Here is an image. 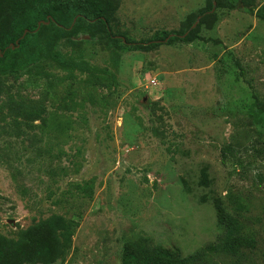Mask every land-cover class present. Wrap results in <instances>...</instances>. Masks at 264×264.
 <instances>
[{"label": "rangeland", "instance_id": "374dc122", "mask_svg": "<svg viewBox=\"0 0 264 264\" xmlns=\"http://www.w3.org/2000/svg\"><path fill=\"white\" fill-rule=\"evenodd\" d=\"M101 1L119 38L46 23L0 73V234L56 213L74 222L63 264H122L135 239L264 264V0ZM165 32L185 40L146 46ZM217 199L256 238L238 262L215 247Z\"/></svg>", "mask_w": 264, "mask_h": 264}, {"label": "trees", "instance_id": "16d2710c", "mask_svg": "<svg viewBox=\"0 0 264 264\" xmlns=\"http://www.w3.org/2000/svg\"><path fill=\"white\" fill-rule=\"evenodd\" d=\"M6 7L7 17L0 23V73L14 72L12 60L28 63V47L43 34L46 24L37 28L40 20H49L50 24L70 21L72 18H86L100 24L111 39L119 38L112 30L108 16L109 5L101 0H0ZM49 17V19L47 18ZM27 30V33H25ZM124 36V35H122ZM165 32L147 40V47L158 45V41L171 43L182 39V35L169 37ZM122 40L123 39L122 37ZM127 40V39H126ZM182 40H185L184 38ZM134 47L142 43L133 42ZM13 46V47H12ZM12 53L22 57H9ZM229 145L222 148V161L228 154H234ZM217 218L224 225V233L215 247L225 255L236 257V262L256 247V238L245 235L239 219L216 200ZM74 222L60 214L34 221L24 229L17 239L0 234V264H63L71 248ZM122 264H204V254L194 252L183 255L178 247L148 246L145 239H135L123 244Z\"/></svg>", "mask_w": 264, "mask_h": 264}, {"label": "water", "instance_id": "95a60500", "mask_svg": "<svg viewBox=\"0 0 264 264\" xmlns=\"http://www.w3.org/2000/svg\"><path fill=\"white\" fill-rule=\"evenodd\" d=\"M48 19H49V17H47ZM46 24V23H49V20H40V21H38V23H37V28H39V26L41 25V24ZM25 33H27V30H25ZM13 47V46H12Z\"/></svg>", "mask_w": 264, "mask_h": 264}]
</instances>
